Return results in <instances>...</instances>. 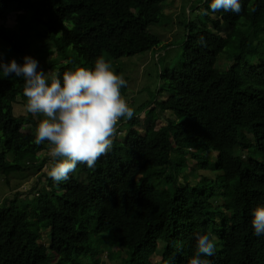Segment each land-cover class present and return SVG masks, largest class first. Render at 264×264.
Instances as JSON below:
<instances>
[{"label": "trees", "instance_id": "1", "mask_svg": "<svg viewBox=\"0 0 264 264\" xmlns=\"http://www.w3.org/2000/svg\"><path fill=\"white\" fill-rule=\"evenodd\" d=\"M166 1L173 2L0 0V40L39 61L32 38L43 33L61 58L53 65L62 77L77 66L94 68L101 56L111 64L162 44L149 26L166 15ZM240 3L236 14L213 12L210 0H196L192 8L200 17L184 21L182 52L172 61L168 50L163 56V88L131 119L121 118L111 150L93 168L78 164L60 183L46 174L32 203L18 194L3 199L0 264H101L73 255L95 258L110 243L125 250V256L109 253L118 264H188L196 234H208L216 245L214 255L201 257L209 264H264V235L256 236L251 224L253 209L264 205V0ZM12 13L15 26L6 24ZM161 90L165 98H158ZM20 95L23 79L1 73L6 182L12 172L30 163L39 169L50 158L41 153L49 151L48 142L37 145L35 132L24 130L36 129L41 115L14 114ZM149 106L141 132L135 124ZM167 111L174 116L165 117ZM162 117L166 123L156 128ZM188 155L197 162L189 172ZM193 172L200 176L195 183Z\"/></svg>", "mask_w": 264, "mask_h": 264}, {"label": "clouds", "instance_id": "2", "mask_svg": "<svg viewBox=\"0 0 264 264\" xmlns=\"http://www.w3.org/2000/svg\"><path fill=\"white\" fill-rule=\"evenodd\" d=\"M209 7L213 12L239 14L242 10L240 0H210ZM201 15H207V10ZM23 61L5 62L0 53V72L5 77L14 73L23 79L26 110L33 116H43L35 129L34 142L40 145L47 141L50 145L46 173L56 183L65 182L78 164L93 168L111 150L121 118L133 117L134 110L120 91L127 82L102 56L96 59L94 68L77 66L63 71L62 77L60 72L40 70L39 62L30 55ZM251 224L256 236L264 235V205L253 209ZM215 248L208 234H196V249L188 264H209L201 257L214 255ZM104 252L106 257L110 253Z\"/></svg>", "mask_w": 264, "mask_h": 264}, {"label": "rangeland", "instance_id": "3", "mask_svg": "<svg viewBox=\"0 0 264 264\" xmlns=\"http://www.w3.org/2000/svg\"><path fill=\"white\" fill-rule=\"evenodd\" d=\"M196 4V0H173V2L166 1L164 2L165 16H162L156 24L149 26V30L161 38L162 44L157 47L147 50L139 51L132 55L123 56L117 59L115 63H111L112 70L117 74L122 76L126 83L125 87L121 88V95L125 100L130 104V107L135 110L139 107L140 103L144 100L158 93L160 89L163 88L162 82L159 78V73L164 62L163 56L166 54V51H169L171 61L174 60L172 57L180 55L182 52V41L185 33L184 21L189 17L198 21L200 17V12L198 9L193 10L192 6ZM16 13H12L8 16L6 24L9 26H15L16 24ZM33 49L38 50L37 57L40 59L38 62L40 64V70L47 72L48 70L55 72L54 62L61 61L59 54L55 52L53 48V43L46 37L43 33H37L33 35ZM173 40L172 43H169ZM165 43L169 45L165 46ZM166 47V48H165ZM172 49V51H170ZM0 53L3 54V59L5 62H8L10 59H15L17 63L23 64L24 55L16 52L11 49L8 43L0 40ZM167 55V54H166ZM165 55V56H166ZM2 72H0L1 75ZM167 92L161 90L159 92L158 98H165ZM22 95L17 97L16 102L14 103L13 111L15 115L20 114H29L26 110V98H21ZM134 102V104H131ZM151 106L147 107L141 113H139V121L135 124V127L139 131L144 132L148 126L150 119L148 117L147 110ZM165 117H173L174 114L171 111H167L164 115ZM165 117H162L156 122V128H159L160 125L166 123ZM41 118L43 116L41 115ZM121 125H125L122 123ZM24 130H33V127H28ZM117 136L120 138L123 137V132H118ZM48 156V152L43 150L42 157ZM11 157V156H10ZM8 157V158H10ZM211 158L215 157V153L210 155ZM51 159V158H50ZM41 167L37 168L34 164H29L30 166L25 168L22 171H14L8 177V182L5 181V174L0 172V203L3 198L13 199L18 194L20 199H28L29 203L34 202L36 192L44 187L46 184V165L49 164V160ZM188 167L187 172L190 171V167H194L197 162L194 157L191 155L187 156ZM45 174V175H44ZM80 177L81 179H83ZM184 176L180 175L179 180L183 181ZM200 178L199 173L193 172L189 174V180L191 183H195ZM33 206V205H32ZM32 209V208H31ZM43 239L45 242H49V236L47 232H44ZM110 243L105 247L107 251L114 252L119 256H125V250L120 249L117 246H112ZM77 262L81 263H92L95 259L102 257V264H118L120 258L106 257V253L98 254L95 258L90 257V254L83 253L79 255H73ZM73 258V259H74ZM159 255H155L154 260H159ZM54 262H58L57 259ZM65 264V263H64Z\"/></svg>", "mask_w": 264, "mask_h": 264}]
</instances>
